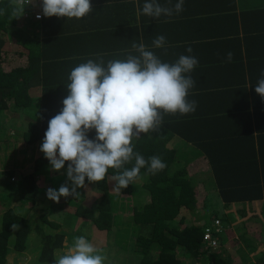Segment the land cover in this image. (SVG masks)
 I'll return each mask as SVG.
<instances>
[{"label": "crops", "instance_id": "crops-1", "mask_svg": "<svg viewBox=\"0 0 264 264\" xmlns=\"http://www.w3.org/2000/svg\"><path fill=\"white\" fill-rule=\"evenodd\" d=\"M158 2L168 5V0H158ZM176 2L177 0H171L172 5ZM144 3L145 0H91L94 10L84 17L88 22L82 23L80 20L82 18H66L64 21V18L56 16H52L51 22L50 17H44L42 14V0H31L30 4L23 0L24 11L19 14L22 21L21 28L24 37L32 36V40L37 39V48L31 52L36 55V70L28 74L22 72L16 76V79L21 81L20 87L18 86L20 96L27 98L26 96L29 95L34 101L28 107L15 108L13 99L8 103L0 100V144L4 145V142H9L7 139L15 136L22 139L19 141L24 146L32 145L36 152H40L43 140L39 139L28 144L20 130L24 133L30 119L41 117L42 98L49 100L58 98L60 87L66 88L70 71L64 68L65 59L80 57L90 50L89 40H92V37L87 31L82 30L88 25L103 24L104 28L109 30L105 32V36L98 37V40L108 44L110 53H118V56L113 55L110 59H123L129 52L135 54L131 48L132 42L135 40L139 43L141 37L148 49L154 51L165 62H171L175 56L185 52L190 46L193 55L199 59V65L191 73L196 82L192 89L193 97L198 104H202L194 112L192 124L197 118L208 119L211 123V116L216 117L217 127L229 130L227 134L221 132L226 135L224 139L226 140L231 137L230 130H235L239 125L238 115L232 111L247 108V120L252 133L243 136L242 142L233 150L226 153L216 151L217 153H212L210 159L208 151L202 150L181 134L172 132L170 144L176 150L174 166H186L198 179L199 194L207 197L206 201L211 198L212 203L222 211L224 224L229 228V236L222 240L225 247L229 245L228 243H234V248L227 247L231 252L233 251V254L224 251L226 259L233 264L246 262L250 256L249 251L257 257L264 250V196L238 201L236 199L225 203L220 196L219 183L214 172H239L234 178L244 177L252 180L255 178L262 185L264 193V109L258 106L257 95L252 90V84L257 83L250 80L251 72H256L254 79L257 82L261 71L264 70V0H184L183 12L171 17L162 15L158 19L142 14ZM38 15L41 18L38 19ZM121 17L124 19L121 20ZM131 20L133 21L130 23ZM157 35L166 37L165 47L152 46V41ZM228 52L233 53L231 62L226 60ZM25 76L29 77V81ZM0 98H2L1 94ZM227 101L230 102L228 105L230 110L223 116L224 103ZM171 116L174 115L164 116L163 125L159 129L165 130L166 134L170 130L168 124ZM221 118L225 120L222 121ZM162 132L149 134L159 137L157 142L162 143ZM15 151L16 149L13 152ZM6 160L8 163L4 160L0 161V173L13 172L17 175L15 172H23L25 175L34 171L33 161L28 165L29 161L25 154L19 161ZM23 161H26L27 165L22 166ZM211 162H214V167ZM66 170L65 166L59 172ZM256 173L259 175H255ZM211 196H218L220 200L212 199ZM17 203L14 201L13 205ZM4 207L5 205H0V225ZM206 209L214 212L210 208ZM191 217L195 221L202 220H198V215ZM207 218L204 221L209 222L210 215ZM74 227L75 224L68 228L70 230L75 229ZM237 233L243 242L239 240V245L236 244L237 238L232 239V235L235 234L236 237ZM80 236L86 237L85 234ZM92 236L95 238L94 242L92 241L95 247L101 249V246L106 244L102 242L105 239L102 233ZM96 240L101 243H96ZM249 240L252 244H259L258 247L253 246L250 249L243 247L244 242ZM73 242L72 237L67 236L65 247L59 250L66 251ZM36 256L37 253H32L28 248L22 252L12 250L7 256L6 264H55V260L40 263ZM260 264H264V259Z\"/></svg>", "mask_w": 264, "mask_h": 264}, {"label": "trees", "instance_id": "trees-1", "mask_svg": "<svg viewBox=\"0 0 264 264\" xmlns=\"http://www.w3.org/2000/svg\"><path fill=\"white\" fill-rule=\"evenodd\" d=\"M30 1L27 2L26 0L25 3L30 4ZM16 8L17 5L13 1L0 0V12L3 13L0 14V94L2 96L0 100L8 103L10 99H13V107L25 108L32 105L34 98L29 95L26 96L27 98L20 96L18 86L20 87L21 81L16 79V76L22 72L28 74L36 70V55L31 52L37 48V39L32 40V36L24 37L21 28L22 21L19 16L22 11L13 15ZM50 18L52 22L53 18ZM66 18L64 17V21ZM120 19L123 20L124 17ZM80 20L82 23L88 22L87 18ZM114 26L115 24L111 27ZM106 29L103 24L88 25L87 28H83L82 30L87 31V34L92 37V40H89L90 50L80 57L66 58L64 68L70 71L89 58H102L107 61L113 55L118 56L117 52L110 53L111 49L107 47V43L98 40V37L105 36V32L109 31ZM181 54L188 55L189 53L185 51ZM179 55L175 56L171 62L178 59ZM255 75L256 72H251L252 78L250 80L253 83H257L254 79ZM25 77L29 78L28 76ZM255 86L252 84V90L257 95L258 106L264 109V98L256 93ZM58 93L59 97L52 100L42 98L43 112L41 117L30 119L23 133L26 143L31 144L39 139H44V134L48 129V120L63 107L62 101L68 95L67 88L60 87ZM198 98L203 101L201 97L198 96ZM189 99L196 100L193 95ZM229 104V101L224 103L225 113L223 116L226 115V111L230 110ZM201 106L202 104H198V107ZM232 112L238 115L239 125L237 124L238 127L235 130H230L231 137L226 140H224L226 135L223 133L227 134L229 130L217 127L218 118L211 116V123L208 119L197 118L192 124L194 113L171 116L168 134L164 132L165 130H158L163 131L164 140L162 139V143L157 142L159 137L142 133L141 137L135 141V150L146 159L153 155L160 156L167 167L155 175L148 174V178L141 177V179L146 178L144 181H139V178L136 179L134 184H130L120 192L113 190L115 181L108 178L117 174L113 169H109L108 176L103 181L89 183L86 179V186L77 189L79 195L71 196L75 200L74 206L63 207L67 217L64 223L69 224L70 217L77 221L74 228L80 234L84 233L85 222L94 223V226L91 224L87 227L88 231L86 232L87 239L91 243L95 240L92 234L98 235L95 232L100 231L103 236H112L113 240L107 237L106 244L101 246L103 253L108 256L106 264H199L198 261L200 260L212 264L229 262L224 256L222 247L201 251L204 222L206 221L200 223V221L193 220L191 215H198V220L203 218L200 213L208 212L206 209L207 197H201L203 195L197 191L198 180L186 166H174L176 150L170 144V138L172 132L173 134L179 133L202 150L208 151L207 154L212 159V153H217L216 151L226 153L233 150L238 146V143L242 142L243 136L252 133L247 120V108H242V110L240 108ZM221 119L222 121L225 120ZM95 134V130H92L89 133V138H94ZM2 146L0 144V148ZM37 155L32 164L33 172H27L25 175L23 172H15L17 175L13 172L0 173V205H5L0 225V264L7 263V256L12 250L22 252L27 248L37 253L38 262L52 261L54 260V252L65 247L66 235L73 230L72 228L70 230L65 229L62 222L49 217L48 212L53 210L52 202H48V206L43 207L42 212L32 214L34 206L47 201V196L43 192L45 187L40 179L43 178L44 181L53 179L50 174L49 160L41 151L37 152ZM67 163L65 164L66 167ZM211 163L214 167V162ZM126 167L130 168L132 164ZM143 172L146 173V170L142 169L141 174ZM42 173L45 177L40 175ZM214 173L219 183L220 196L225 203H230L236 199L238 201L264 196L262 185L255 178L253 180L244 177L234 178V175H238L239 172ZM255 175L259 174L256 173ZM57 177L58 181L64 182L62 180L65 178L60 177V175ZM211 197L220 200L218 196ZM14 201L18 203L13 205ZM59 205L61 204L59 203ZM217 209V205L211 208L214 212L210 213V217L216 216L215 210ZM129 210L130 212L126 213ZM27 212L29 213L27 214ZM217 214L222 218L221 210ZM59 215L63 216L62 214ZM38 218L39 221L35 224L31 223L32 220ZM119 221L123 225L115 229L114 226ZM13 224L18 225L16 230H13ZM32 234L41 236V243L38 244L37 248H32L29 242ZM95 242L101 243L97 240ZM114 246L116 252L111 253L108 247ZM228 251L231 252L229 248ZM231 253L233 254V251Z\"/></svg>", "mask_w": 264, "mask_h": 264}, {"label": "clouds", "instance_id": "clouds-1", "mask_svg": "<svg viewBox=\"0 0 264 264\" xmlns=\"http://www.w3.org/2000/svg\"><path fill=\"white\" fill-rule=\"evenodd\" d=\"M13 3L17 5L13 15L24 11L23 0H13ZM93 10L91 0H42L44 17L80 19ZM183 11L184 0H177L174 5L171 0H168V5L160 4L158 0H145L142 7L143 15L156 19ZM37 18L41 17L38 15ZM166 43L164 35H157L152 46L163 48ZM131 48L135 54L129 52L123 59L107 61L89 58L73 67L68 74L69 82L65 84L68 95L63 99L60 111L48 120V129L40 145V151L49 160L52 171L59 172L68 162L67 181L58 190L50 187L46 191L47 198L57 204L61 197L79 195L77 189L86 186V179L89 183L105 180L109 169L117 173L108 177L115 181L113 190L117 192L134 184L142 169L151 175L163 171L167 167L163 159L158 155L146 159L135 150V141L142 133L157 132L165 115H187L198 107L196 100L189 99L196 84L191 73L199 65V59L191 55L193 49L190 46L186 49L189 54L179 55L174 62H165L149 50L142 37L139 43L133 40ZM232 59L233 53L228 52L227 62ZM255 91L264 98V70ZM92 130H95V137L89 138ZM129 164L132 167H126ZM216 217L222 224V228L214 232L218 243L207 245L203 235L202 252L225 247L221 235L229 228L221 217H211L209 222H204V228ZM62 224L69 230L66 223ZM117 227H121V221L115 229ZM12 228L16 230L18 225L13 224ZM247 259L238 264H257L250 256ZM54 260L55 264H106L108 256L85 236H78L66 251L56 250ZM202 264L212 263L205 261Z\"/></svg>", "mask_w": 264, "mask_h": 264}, {"label": "rangeland", "instance_id": "rangeland-1", "mask_svg": "<svg viewBox=\"0 0 264 264\" xmlns=\"http://www.w3.org/2000/svg\"><path fill=\"white\" fill-rule=\"evenodd\" d=\"M20 132H21V134H22V136H23V131L22 130H20ZM9 142H4V145H3V147L2 148H0V159L1 160H4V161H6L7 162V160L6 159H11L12 161H14V159L16 160V161H19V160H21L22 158H23V156H24V154L27 156V160L29 161V163H28V165H30L31 164V162L33 161V159L35 158V156L37 155V152L35 151V149H34V147L32 146V145H29V146H24V144L23 143H21V141H22V139H19V138H16L15 136H12V137H10L9 139H7ZM19 140H21V141H19ZM4 141V140H3ZM16 149V151H15V153L13 152L14 150ZM13 154H14V156H13ZM0 160V161H1ZM24 160H25V157H24ZM12 161H9L10 163H12ZM8 163V162H7ZM19 163V162H18ZM175 163V162H174ZM20 164V163H19ZM25 166V165H27L26 164V161H23L22 162V166ZM24 168V167H23ZM24 170H25V168H24ZM63 170V169H62ZM61 171V170H60ZM53 173H54V175H56L57 174V176H59L60 175V177H63V178H65V180H62V181H64V182H61V181H58L57 180V178L58 177H56L55 178V176L53 175ZM50 174H51V176H53V179H48V181H43V179H40V181H43V185H44V187H45V190L43 191L44 193H45V195H46V191H47V189L48 188H55V189H59V187H60V185L61 184H64L66 181H67V176H66V172H57V171H50ZM41 175H43V173L41 174ZM44 176V175H43ZM148 176V174H146L145 172H143L142 174H141V176H140V178L138 179L139 181L141 180V177H146V178H148L147 177ZM45 177V176H44ZM40 178V177H39ZM146 178H142V180L141 181H144ZM196 178V177H195ZM197 179V178H196ZM198 180V179H197ZM42 186V185H41ZM201 197H204V195L203 196H201ZM200 199H202V198H200ZM47 201L45 202V203H40L38 206H34L33 207V210H32V214L34 215V214H36L37 212H42V209H43V207L45 208V207H47L48 205V202H51L52 201V203H54L53 204V206H52V208H53V210L52 211H50V212H48V214H49V217L50 218H56L58 221H61L62 223H64L65 222V218H67L66 217V215L64 214V208L63 207H70V206H74V204H75V200H74V198L73 197H71V196H69V197H67V198H65V197H61L60 198V201H59V203L61 204V205H59V204H57V202H55V201H53V200H50V199H46ZM76 202H78V201H76ZM28 204H30V203H28ZM65 204H67V205H65ZM206 204H207V208H212V207H214V206H216V204L215 203H212V200H211V198H209L208 199V201H206ZM220 210V208H218L217 210H215V213H216V215L218 216L219 214H217V212ZM130 212V210L129 211H126V213H129ZM193 213H195V212H193ZM210 210L208 211V212H204V213H200V215L202 216L203 215V218H202V220H201V222L200 223H203V221L204 220H206L207 219V216L206 215H210ZM59 214H62L63 216H61V215H59ZM222 215V214H221ZM194 217V216H193ZM191 219V218H190ZM193 220H194V218H192ZM195 219H197L196 217H195ZM35 221V222H34ZM37 221H39V218L38 219H36V220H32L31 221V223L32 224H35ZM75 223H77V221H75V222H73V220L71 219V217H70V224H69V226H72L73 224H75ZM42 224V223H41ZM91 224L94 226V223H92V222H90V221H87V223H86V225H85V227H84V233L83 234H85L86 235V232L88 231V226H91ZM66 226H67V224H65ZM68 226V227H69ZM115 227V226H114ZM95 228V227H94ZM230 230H231V228H230ZM229 231H228V229H226V231L222 234V238H224V239H226V237H228L229 236V233H228ZM235 232H237V231H235ZM95 233H97L98 235H100V231H98V232H95ZM71 236L72 237V239L74 240L76 237H78V236H80V233H78L77 231H75V230H73V231H71V232H69L68 233V236ZM86 237H87V235H86ZM107 237H109V238H111V240H113L112 239V236H105V239H103L104 241H102L103 243H105V242H107ZM233 238H237L236 239V244L237 245H239V243H240V235L237 233L236 234V237H235V234L234 235H232V239ZM240 240V241H239ZM29 242L31 243V245H32V248H37V246H38V244L39 243H41V236H39L38 234H32L31 235V237H30V240H29ZM242 242V241H241ZM243 243V242H242ZM229 245L228 246H230L229 248L231 249V247H233L234 248V243H228ZM113 245H114V243H113ZM258 245L259 244H252L251 242H250V240L249 241H246V242H244V245H243V247H247V249H250V248H252L253 246H256V248L258 247ZM227 246V247H228ZM227 247H223L222 248V250L223 251H225L227 254L228 253H231L230 251H228V248ZM115 246L114 247H108V249L111 251V253H114V250H115ZM31 252L32 253H34L33 252V250H31ZM242 252V251H241ZM260 252V251H259ZM258 252V253H259ZM122 254V253H121ZM249 254H250V259H253V260H256V262L258 263V264H260L261 263V260H263L264 259V250H262V252L256 257V255H254L253 253H252V251H251V253H250V251H249ZM255 258V259H254ZM199 262V264H200V262H201V264L202 263H205V261L204 260H200V261H198ZM193 264H195V263H193Z\"/></svg>", "mask_w": 264, "mask_h": 264}, {"label": "built area", "instance_id": "built-area-1", "mask_svg": "<svg viewBox=\"0 0 264 264\" xmlns=\"http://www.w3.org/2000/svg\"><path fill=\"white\" fill-rule=\"evenodd\" d=\"M221 228H222L221 220L218 217L212 218V222L210 224L205 225L204 241L206 242L207 245H211V246L217 245L218 240L215 237L214 232L220 230Z\"/></svg>", "mask_w": 264, "mask_h": 264}]
</instances>
